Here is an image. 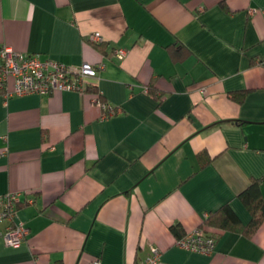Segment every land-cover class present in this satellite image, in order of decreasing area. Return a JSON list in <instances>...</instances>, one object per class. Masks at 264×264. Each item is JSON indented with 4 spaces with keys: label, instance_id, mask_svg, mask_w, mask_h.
Here are the masks:
<instances>
[{
    "label": "crops",
    "instance_id": "1",
    "mask_svg": "<svg viewBox=\"0 0 264 264\" xmlns=\"http://www.w3.org/2000/svg\"><path fill=\"white\" fill-rule=\"evenodd\" d=\"M0 43L103 64L97 93L0 98V195L19 192L28 228L18 246L0 237V264H135L150 246L158 264H264V218L210 254L174 244L224 203L247 223L252 178L264 200V0H0ZM97 94L121 110L104 117Z\"/></svg>",
    "mask_w": 264,
    "mask_h": 264
},
{
    "label": "built area",
    "instance_id": "2",
    "mask_svg": "<svg viewBox=\"0 0 264 264\" xmlns=\"http://www.w3.org/2000/svg\"><path fill=\"white\" fill-rule=\"evenodd\" d=\"M89 40H101L99 31L89 33ZM126 50L114 48V55L121 59ZM103 64H92L83 61L78 65H68L57 59L41 57L39 53H27L13 49L5 43H0V98L6 100L12 95L37 93L47 95L54 91L77 90L86 91L97 70ZM145 90L148 91L147 86ZM104 117L113 115L121 109L105 101L97 100ZM17 191H9L0 195V220H7L0 237L9 246H18L26 238L28 228L17 213ZM215 237L201 227H195L175 238L174 244L180 248L210 254L215 248ZM160 251L150 246L149 252L135 264H158Z\"/></svg>",
    "mask_w": 264,
    "mask_h": 264
},
{
    "label": "trees",
    "instance_id": "3",
    "mask_svg": "<svg viewBox=\"0 0 264 264\" xmlns=\"http://www.w3.org/2000/svg\"><path fill=\"white\" fill-rule=\"evenodd\" d=\"M184 48V49H183ZM171 56L174 59L183 57L188 49L183 45L171 43L167 45ZM148 92H150L157 99H161V94L149 85L147 86ZM92 90L96 92V86L90 80L86 90ZM246 89H239L229 92L231 98L241 101ZM97 98H101L100 94H97ZM200 166L205 165L209 161L208 155L204 151H200L197 155ZM261 178H252L244 189H242L238 196L245 203L251 213L250 220L247 223H242L228 203H224L213 211H210L200 223V227L204 229L211 236L216 237L224 230H236L243 233L253 232L264 218V200L261 194ZM179 224L173 223L170 228L173 232L179 233ZM211 233H210V232ZM179 236V235H178ZM56 264H63L62 262H56Z\"/></svg>",
    "mask_w": 264,
    "mask_h": 264
}]
</instances>
